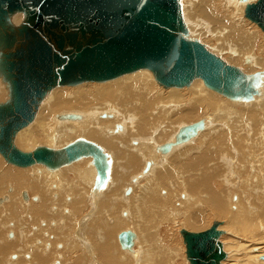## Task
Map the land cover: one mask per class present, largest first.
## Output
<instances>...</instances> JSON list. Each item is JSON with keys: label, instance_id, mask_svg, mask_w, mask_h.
<instances>
[{"label": "bare ground", "instance_id": "6f19581e", "mask_svg": "<svg viewBox=\"0 0 264 264\" xmlns=\"http://www.w3.org/2000/svg\"><path fill=\"white\" fill-rule=\"evenodd\" d=\"M217 1H221L222 3L220 5H215L214 0H181L183 4L182 17L185 25V32L182 33V36L186 38L192 37L193 39H198L199 37L209 39L211 43L215 45L214 49L217 50V51L216 50L213 51L212 48L211 51L213 52V54H215L218 57L223 58L222 54H224V52L225 54H227L226 53L227 51L229 55L227 56V58L224 57L223 60H226V62L229 65L239 69V71L245 77V82L243 87L256 86L261 88L262 91L258 93V95L260 94L259 98L261 101V105L262 104L264 105V57H262L261 59L260 58L261 56H258L259 52H261L262 55H264V40L261 41V38H258L257 34L253 30H249L251 26L250 28L248 27V25L246 26V24H248L249 22L246 23L243 17L245 15L243 12H241V10L245 8L248 4L255 3L258 0H248L247 4H243L246 2L240 0H217ZM23 19H24L23 13H17L9 17L8 23L11 26H18L23 21ZM262 38L264 39V37ZM206 48L208 49V47ZM241 61L245 63V66L242 64L243 62ZM126 75L129 76V74ZM131 75H135L136 78L125 79V80H123L124 77L121 80L119 78L118 80L119 83L115 82L116 80L110 82L106 81L105 83L102 84L103 86L100 88L101 93L94 94L93 96L92 94L84 93L83 91H80L79 88H77L76 90L77 95L73 96L72 101H68L65 98L66 93L61 87L55 88L54 95L51 98L48 97L47 99H43L41 102V104L43 105L42 107L45 109V111L48 112V114L50 115V113L58 112L59 110H63V109H67V110L73 108L76 109L71 110L69 112L63 111L65 113H61L59 115L57 114L53 119L51 118L47 119L48 122L47 127L38 124L30 130H28L26 127L23 128L22 130L16 133L13 140L14 145L21 151L25 152L24 148L26 145L29 148H31L33 151L34 149H36L35 148L36 144H40L38 147L59 149L75 141L90 142L100 150L101 154L99 156L103 155L102 153L103 151H106L109 154V161L106 167L108 168L107 171L109 172L111 177L114 176V173L116 172L119 174V178H121L122 175L129 176L130 172L139 169L140 165L135 170L129 167V166H135L137 163L136 162L137 159L140 161L139 164L146 162L142 171H140V175H145L149 173L151 167L153 166L152 159L154 157L158 158V156L155 155V153H157L160 156H165L169 154L173 149L189 143L190 141L195 139L199 134H201L203 131L209 129L211 124V119L209 117L210 115L202 116L201 118L197 119L201 115L199 102H195V103L192 102L191 104L192 106L190 108L183 109L173 120H171L169 130L168 128L162 129L163 126L161 124H158L155 127H153L150 124L151 118L146 114L148 106L145 103H141L137 106L136 109L137 112H134L133 113L134 115L130 113H125L121 111L119 108L115 109L113 107H109L107 105L108 104L107 100L115 101L119 99L118 95L120 94L123 88H128L126 91L130 93L124 99L131 98L132 100L137 99L140 101H144V97H143L144 95L147 96V100H146L147 104L150 105L155 102V98L158 94L157 92L154 93L155 92L154 86L148 87V83H153L152 80L149 82H144L147 76L150 77L153 76L151 72H149L148 70L141 69L136 72H133V74ZM142 83H143V88H142ZM155 87L157 88V86ZM186 88L188 89V91H190L191 95H199L201 93H204L205 88L208 87L204 85L201 79L196 78L187 87H185V89ZM168 89L175 92L176 90H180L181 88H168ZM220 94L221 93H218L217 91L214 90H212V92H208L205 99L203 100L204 107H211V108H214L216 106H219L220 108L223 107V100ZM51 99H52V103L50 104ZM165 99H163V101ZM10 100L11 98H10L9 85L4 81L2 76H0V105L8 104ZM247 100L249 103L253 102V100L249 97V95L247 96ZM97 102H102L104 105H106L103 106L102 108L107 107V109L106 108L103 109L104 113H102V115L104 116L102 118H111V117L115 118L116 115H118L120 119H124L129 122L134 120L135 122L138 121L140 123L142 121L141 122L142 130L144 132H148L147 135L145 137L142 136V138L129 136L128 141H130V139L133 138V139L141 140V143H139V146H137L132 151L127 142L126 144L127 150L131 155H129V157L125 162L119 161L116 158L115 154L111 152L106 145L108 143L116 142L118 138L122 137V135H113V127L111 128L112 122H117V121L103 120L99 122V119H95V116L97 115L96 113L98 112L97 111L98 108H96L94 104ZM237 103L238 100L237 98H235L233 100V104H237ZM160 104H162V102ZM164 105L165 104L159 105L158 108L159 109L161 108V110H165V107L167 105L166 106ZM41 111L42 110L39 111L38 109L37 114H39ZM71 112L72 114L78 115L80 118L76 120H67L61 118L62 115L70 114ZM37 114L35 118L37 117ZM248 115L254 120H257L259 117L262 116L264 120V108L259 112L250 111L248 112ZM134 118H136L137 120H135ZM180 118H185V119L196 118L198 121L202 119L204 122V128L202 131H199L197 133L196 137L190 139L186 143L173 146L170 152L167 154H161L157 149L159 146L163 144L158 145L157 142L158 141H169L167 143L174 142L176 133L181 127H183V126L179 127V129L176 132V129L178 128L179 124H176L175 121H177ZM152 123H153V119H152ZM56 124L58 126H55ZM262 126H264V122ZM51 131L52 133H56L57 135L54 137V135L49 134V132ZM97 134L100 135L102 139L94 136ZM29 139H31L30 141L34 143L28 145L26 142ZM132 142L136 143V141H132ZM204 143L205 144L209 143V140L205 141ZM257 146H258L257 144H253L251 146V149L256 148ZM29 148H27V151H29ZM158 159L159 162H157L156 166H161L163 160L161 158ZM204 160H206L205 156H204ZM2 162H4L3 159ZM192 164L193 162H190L189 164L185 165L184 169H189V166H192ZM37 165L43 168V171H40L41 179H46L50 183L57 179H58L57 183L64 182L66 179L65 175L74 173V175L77 178L81 179L79 180L78 185L82 186L84 183L88 184L91 181V179H93L96 175H98L95 164L91 161V159L85 157H82L72 163L60 165L56 168H47V166H44L42 164H37ZM34 168L37 167H33L31 169ZM27 170L29 169L21 168V171H19L18 169L15 168L14 169L5 168L1 170L2 182L4 184L6 182H9L15 185V187L13 188L12 185L6 184L7 185L6 192L0 193V229L4 231V236L3 238L0 239V256L7 254V251L9 250V248L6 246L7 244L14 245L13 251L6 255L3 264H46L47 260H48L47 264H62L64 253H67L68 257L73 260L76 258V255H81L84 258V260L87 262H94V264H109V260H110V255L108 252L109 248L101 251V248L98 246L99 244L105 246L107 244V240L99 232L102 228L100 229L99 226L94 225V222L96 220L104 219L102 214L103 212L100 211L96 213L93 219H89V215H88L83 219L81 218V221L77 220L78 225H76L74 229H71V226H69L65 221L67 217L64 216L65 214L63 215L62 210L64 206H69L71 208L73 205H79L81 198H79L78 194L73 192L74 187L64 186V185L58 186L56 184V187L52 189L49 188L47 189L45 187L46 186L45 184L44 186L33 178L30 171L26 173ZM238 175H240V178L243 177V174H236V177ZM126 176L123 177L125 178ZM111 177L107 181V185L108 186L111 185L112 188H114L116 187L114 181L117 180L113 179L114 180L113 181ZM123 177L121 178V180L119 179V181L117 182L121 183L122 185H125L126 183L121 182L123 181L122 180ZM138 177L132 178L131 181L133 182L136 181ZM153 179H154V175L153 173H151V176L146 181V185H148L149 181ZM239 181L240 179L238 180V182ZM36 186L41 190V192L45 196L46 199L45 209L42 206L43 195L35 194V192H40V190L35 189ZM130 187L131 186L126 187V189L123 191L124 192L123 196L119 194L120 196L117 199L120 200L119 203L110 200L113 201L114 204L113 206H115V209L110 210V212L115 210L119 211L120 218L122 219L121 220L120 218H118L116 220V226H121L123 222L130 223L133 226V214H132L133 205L131 204L132 202L131 194L133 193V191ZM27 189H31V190H27ZM64 189L68 190L70 193L63 194L62 191ZM235 190L239 191V184L236 186ZM78 191L80 193V196L83 197L85 193L80 190ZM263 191H264V183L261 186L257 187L256 190L252 192L247 191V193H250L251 198H248V195L242 192L239 194H235V193L232 194L230 199L228 200L227 216L229 217L231 224L239 225L241 228L240 232L244 233L245 235L250 234L251 236L254 234V232L258 231L257 229L264 230V211L260 209L256 210L251 206V202L253 200L252 198L256 196L257 193H262ZM210 192H211L210 194L212 201L215 203V205H218L216 193L212 189H210ZM231 192L232 191H230V193ZM27 193L32 196V197L30 196V200ZM23 195L24 196L26 195V197L23 198ZM53 196L55 197L53 198ZM13 197H15V199H13ZM181 197L187 200L185 194H182ZM233 199L235 201L234 205L232 204ZM242 199L246 203L247 210L244 209V205L241 203ZM66 201H68V203ZM73 201L75 203H72ZM194 201L195 202H193L189 208V212H187L186 218L184 220L186 222L184 224L190 229H193L194 227H198V226H200L201 227L200 229H202L203 226L205 227L208 224V221L207 224L205 221L207 218L205 219V216L199 215L195 212L190 213V211L192 209L201 208L203 206V203L198 202L197 199H194ZM12 202L14 203L11 205ZM25 202H27V204L33 203V205L37 207L35 213L32 211L33 205L32 204L27 205ZM88 204H90V202ZM53 206H55V209H52ZM94 206L92 210L94 209ZM10 207H12V215L16 217L15 219H12L11 211L8 210ZM23 210L25 212L22 214ZM104 213L106 214L108 212L106 211ZM35 214L41 216L42 218L38 219ZM123 214L126 215L123 216ZM60 215H62L61 217L63 218L62 221L63 224L61 223L62 225L60 223L58 224L56 223L57 224L56 225L55 222L50 224L51 219L53 220L57 219L58 221H61ZM67 216H71L76 221V217L74 216V212L72 210L71 212L68 211ZM69 220L71 221V218H69ZM23 223H26V225L25 224L23 225ZM244 224L245 226H243ZM221 226L219 227V229L221 228ZM34 227L36 228L34 229ZM127 228L130 227L126 226V229ZM133 230L134 229H132L131 231ZM10 233H13L14 235ZM119 233L120 232L116 233V239ZM133 233L135 235V238L133 239V246L130 250H123L120 247L119 242L117 240L118 246L121 250V253L119 255L120 261L122 262L126 261L129 262L130 264H149L151 262L152 263L154 262V264H162L161 258L159 256L155 261V260H150L151 257L147 251H144L143 254L139 253L137 249L139 238L135 230L133 231ZM64 234L76 240L78 239L80 245H76V247L82 250H76L72 247V245L70 244L67 245L66 240L64 238ZM91 234L95 235L96 237V241L94 243H92L88 238L89 235ZM222 235L220 237H222ZM60 241L62 242L60 243ZM59 244L62 245L63 246L62 249H64L63 251L61 249L60 253L56 249L57 245ZM95 251L96 252L101 251V252L96 253ZM110 252L115 254L117 251H110ZM227 253L229 254L228 255L229 260L225 264H230L232 259V254H230L229 252ZM252 253H253L252 257L256 256L255 258H253V260H257V257L260 260V256L264 255V248L255 247L252 249ZM14 254L15 256H13ZM184 255H185V247H184ZM11 259H13V261H10ZM226 259H227V255H226ZM260 261L257 260L256 263L264 264L263 261L262 262Z\"/></svg>", "mask_w": 264, "mask_h": 264}, {"label": "water", "instance_id": "95a60500", "mask_svg": "<svg viewBox=\"0 0 264 264\" xmlns=\"http://www.w3.org/2000/svg\"><path fill=\"white\" fill-rule=\"evenodd\" d=\"M17 13H23V21L9 25ZM244 15L264 32V0L248 4ZM184 32L179 0H0V76L11 98L0 105L1 157L20 168H56L87 155L99 157L100 150L86 141L30 152L14 145L16 133L32 123L42 100L57 87L111 81L146 69L166 89L187 87L198 78L211 90L239 96L245 82L239 69L199 41L184 38ZM203 128L202 119L183 126L173 143L157 150L167 154ZM221 225L215 220L204 231H179L189 264H223ZM134 238L130 230L117 236L123 250L132 248ZM260 260L264 263V255Z\"/></svg>", "mask_w": 264, "mask_h": 264}, {"label": "rangeland", "instance_id": "374dc122", "mask_svg": "<svg viewBox=\"0 0 264 264\" xmlns=\"http://www.w3.org/2000/svg\"><path fill=\"white\" fill-rule=\"evenodd\" d=\"M179 3L181 5V11H183V4L181 0H179ZM221 3H222L221 1L214 0L215 5H220ZM243 4H247V2ZM245 8H243L241 12L244 13ZM243 17L246 23L249 22L248 24L244 22L246 26L248 25L249 28L251 26V28L248 29L253 30L257 34V37L261 38V41L264 40L262 38L264 37L263 36L264 33L254 23L247 20L245 16ZM199 38L193 39L192 37H188L187 39L199 41L205 47H208L211 53H213L211 51L212 48L213 51L216 50L214 49L215 45H213L209 39L203 37H199ZM226 53L227 54H225L224 52L225 55L222 54L223 58L224 57L227 58V56L229 55L227 51ZM258 56H261L260 57L261 59L262 57H264V55H262L261 52H259ZM223 58L221 59L223 60ZM223 61L226 62V60ZM242 64L245 66L244 62ZM131 74L133 73H130L129 76L123 75L119 78L120 80L123 77H124L123 80L136 78L135 75H131ZM119 78L114 79L116 80L115 82L119 83L118 81ZM151 80L153 83H148V87L154 86V91H155L154 93L157 92L158 94L155 98V102L153 101L154 102L153 104L150 105L147 104L146 103L147 96L144 95L143 97L145 102L137 99L132 100L131 98L124 99L130 93L126 91L128 88H123L120 94L118 95L119 99L115 101L107 100L108 102L107 105L115 109L119 108L121 111L125 113H130L134 115L133 113L137 112L136 111L137 106L141 103H145L148 106L146 114L151 118L150 124L153 127L157 126L158 124H161L163 126L162 129L168 128L169 130L171 120H173L183 109L190 108L192 106L191 105L192 102L194 103L199 102L201 115L197 119L201 118L202 116L210 115L209 117L211 119V124L209 129L203 131L201 134H199L195 139H193L189 143L173 149L169 154L165 156H160L157 153H155V155H157L158 158H161L163 160V163L161 166H156L157 162H159V159L154 157L152 159L153 166L151 167L149 173L145 175H140V171H142L146 162L139 164L140 161L137 159L136 165L129 167L135 170L140 165L139 169L130 172L129 176L127 175L128 177L126 175H122V177L126 176L125 178L123 177L122 179L123 181H121L122 183H126L125 185H122L121 183L117 182L119 181V179L121 180L122 178V177L119 178L118 173L115 172L114 176L111 177V175L107 171L108 168L106 167V165L109 161V154L106 151H103L102 152L103 155L99 156L97 159L93 158L91 155L84 156L85 158L91 159V161L95 164L98 175H96L93 179H91V181L88 184L84 183L82 186L78 185L79 180L81 179L77 178L74 175V173L65 175L66 179L64 182L61 183H57L58 179L54 180L51 183L46 179H41L40 171H43V168L39 167L37 164L31 167H27L26 169L29 170H27L26 173L30 171L33 178L37 182H40L42 185L45 184L46 186L45 185L44 186L47 189L48 188L51 189L52 184L55 185L57 184L58 186L64 185V186L74 187L73 192L78 194L79 198H81L79 205H73L71 208L69 206H64L62 210L63 215L65 214L64 216L67 217L65 221L69 226H71V229H74V227L78 225L77 220L81 221V218L83 219L88 215H89V219H93L96 213L100 211L103 212L102 214L104 219L96 220L94 222V225L99 226L100 229L102 228L99 232L107 240V244L105 246L100 244L98 246L101 248V251L109 248L108 251L110 255L109 264H130L129 262L126 261L122 262L119 259L121 250L117 243L116 233L124 230L131 231L132 229L135 230L139 238L137 249L140 254H143L144 251H147L151 257L150 260H155V261L159 256L161 258L162 264H188L184 255V244L182 242L181 236L179 235V231L182 228L190 232L204 231L215 220L222 222V226L220 230L224 231L222 237H220L221 240L220 242L222 243L223 251L227 255V259H226L227 261L225 260L222 263L225 264L228 262L229 254L227 252H229L230 254H232V259L230 264L232 263L257 264L256 263L257 260L258 261L260 260L258 257L257 260H253V258H255L256 256L252 257L253 255L252 249L255 247L264 248V246H262L264 245V230L257 229L258 233L254 232V234L251 236L250 234L245 235L244 233H241L240 226L231 224L230 219L227 216V204L231 195L234 193L239 194L243 192L244 194L248 195V198H251L250 193H247V191L252 192L256 190L257 187L261 186L264 183V126H262L264 120L262 116L259 117L257 120H254L248 115V112L250 111L259 112L264 108L263 107L264 105L263 104L261 105V101L259 98L260 94L258 95V93L262 91L261 88L256 86L242 87L240 90L241 94L237 97H231V96H226L224 94H220L223 100V107L220 108L219 106H216L214 108H211V107H204V103H203V100L205 99L208 92H212V90L209 88H205L204 90L205 92L199 95H191L190 91H188L187 88L185 89V87L181 88L180 90L175 89L176 90L175 92L169 90L168 88L167 89L163 88L155 81L153 76L152 77L147 76L144 82H149ZM103 83L105 82H101V83L87 82L74 87H61V88L66 93L65 98L68 101H72L73 96L77 95L76 93L77 88H79L80 91H83L84 93L87 94H92L93 96L94 94L101 93L100 88L103 86L102 85ZM155 86H157V88ZM142 88H143V83H142ZM54 90L55 88L51 90L45 96L44 99H47L48 97L51 98L54 95L55 92ZM248 95L253 100V102L251 103L248 102L247 100ZM162 97L163 99L165 98L166 99L163 101ZM235 98H237L238 100L237 104H233V100ZM161 102L162 104H160ZM51 103H52V99L50 101V104ZM163 104H165L164 106L167 105L168 107L166 106L165 110H161V108L159 109L158 108L159 105H163ZM94 105L96 108H98L97 109L98 112L96 113L97 115L95 116V119H99V122L103 120L117 121V122H112L111 128L113 127V135H122V137L118 138L116 142L108 143L106 145L110 149V151L115 154L116 158L119 161L125 162L129 157V155H131L127 150V146H126L127 142L132 151L137 146H139V143H141V140L133 139V138H131L130 141H128L129 136L142 138V136L145 137L148 132H144L142 130L141 128L142 121L140 123L138 121L135 122L134 120L129 122L127 120L120 119L118 115H116L115 118L114 117L102 118L104 116L102 115V113H104L103 109L105 108L107 109V107L104 108L102 107L106 105H104L102 102H97ZM42 106L43 105L41 104L39 108V111L40 110L42 111L39 114H37V117L34 119V121L28 127H26L28 130L32 129L38 124L47 127V123H48L47 119L49 118L53 119L57 114L59 115L61 113L69 112L71 110L76 109V108L69 110L63 109V110H59L58 112L50 113L49 115L48 112H46ZM134 119L137 120L136 118ZM152 119H153V123H152ZM197 119L196 118L178 119L177 121H175L176 124H179L178 128L176 129V132L179 129V127L196 122L198 121ZM55 126L58 125L56 124ZM49 134L54 135V137L57 135L56 133H52V131L49 132ZM94 136L102 139L98 134ZM121 138L125 140H122ZM30 140L31 139H29L26 142L28 145L34 143L31 142ZM207 140H209V143L205 144L204 142ZM132 141H136V143ZM164 142L167 143L169 141H158L157 143L158 145H161L164 144ZM253 144H257L258 146L256 148L251 149V146ZM39 145L40 144H36L35 148H37ZM27 148L29 147L26 145L24 148L25 152L32 151L31 148H29V151H27ZM204 156L206 157V160H204ZM2 159L3 158L0 157V193L6 192V188H7L6 184L12 185L13 188L15 187V185L9 182H6L5 184L2 182L1 170L5 168H9V169L15 168L21 171L20 167L11 165L7 163L4 159H3L4 162H2ZM190 162H193L192 166H189V169H184V166L189 164ZM33 167H37V168L31 169ZM151 173H153L154 179L149 181V184L146 185V181L151 176ZM236 174H243V177L240 178V175L236 177ZM110 177L112 178V180L113 179L117 180V181L113 180L114 183L116 184V187L114 188H112L111 185L109 186L107 185V181L110 179ZM134 177H138V178L136 181L133 182L131 181V179ZM237 179L238 180L240 179V181L238 182ZM238 184H239V191H236L235 188ZM128 186H131L130 188L133 191V193L131 194L132 196L131 204L133 205V212H132L133 226L130 223H125V222H123L121 226H116V220L120 218L119 211L115 210L110 212V210L115 209V206H113L114 205L113 201L119 203L120 200H117L118 197L120 196L119 194L123 196L124 195L123 191ZM35 189L40 190L37 186L35 187ZM210 189H212L216 193L218 205H215V203L212 201ZM27 190H31V189H27ZM78 190L85 193L83 197L80 196ZM230 191L232 192L230 193ZM62 192L63 194L70 193L68 190L65 189ZM35 194L43 195L41 190L40 192H35ZM182 194L186 195L187 200L181 197ZM28 196L30 200L31 195L28 194ZM54 197L55 196H53V198ZM13 199H15V197H13ZM194 199H197L198 202H202L203 206L198 209H192L190 213L195 212L199 215L205 216V219L207 218L205 220L206 224L208 221V224L205 227L203 226L202 229H200L201 228L200 226L190 229L184 224L186 222L184 220L186 218L187 212H189V208L192 205V203L195 202ZM252 199H253L251 202L252 208L256 210L260 209L264 211V191L262 193H257L256 196H254ZM66 202L68 203V201ZM89 202L90 204H88ZM13 203L14 202H12L11 205ZM25 203L27 204V202ZM45 203H46V199L45 196L43 195L42 206L44 209H45ZM72 203L75 202L73 201ZM241 203L244 205V209H246V203L243 201V199ZM31 204L33 205V203ZM31 204L29 203L27 205H31ZM232 204L233 205L235 204L234 199L232 201ZM93 206L94 209L92 210ZM52 209H55V206H53ZM8 210L11 211L12 219H15L16 217L12 215V207H10ZM36 210L37 207L33 205L32 211L35 213ZM71 210L74 212L76 221L71 216H67L68 211L71 212ZM106 211L108 213L105 214L104 212ZM24 212L25 211L23 210L22 214ZM124 215L126 214H123V216ZM36 216L38 219L42 218L39 215ZM61 216L62 215H60L61 221H58L57 219L56 220L51 219L50 224L54 222L55 224L56 223L61 224L63 221V218ZM69 218H71V221L69 220ZM24 224L26 225V223H23V225ZM126 226L130 228L126 229ZM243 226H245V224ZM35 228L36 227H34V229ZM3 236H4V231L0 229V239L3 238ZM64 238L66 240L67 245L70 244L74 249L82 250L76 247V245H80L78 239L76 240L65 234H64ZM88 238L92 243L96 241V237L93 234L89 235ZM61 242L62 241H60V243ZM6 246L9 248L7 254L13 251L14 249L13 244H7ZM62 248L63 246L59 244L57 245L56 249L60 253ZM63 250L64 249H62V251ZM101 251L99 252L95 251V252L100 253ZM110 251H117V252L113 254ZM7 254L0 256L1 264L4 263ZM13 256H15V254ZM10 261H13V259H11ZM47 262L48 260L46 261V264ZM62 264H94V262L85 261L81 255H76V258L73 260L68 257L67 253H64ZM149 264H154V262L153 263L151 262Z\"/></svg>", "mask_w": 264, "mask_h": 264}, {"label": "flooded vegetation", "instance_id": "af4514ba", "mask_svg": "<svg viewBox=\"0 0 264 264\" xmlns=\"http://www.w3.org/2000/svg\"><path fill=\"white\" fill-rule=\"evenodd\" d=\"M54 187H56V185H55V184H52V185H51V189L54 188Z\"/></svg>", "mask_w": 264, "mask_h": 264}]
</instances>
